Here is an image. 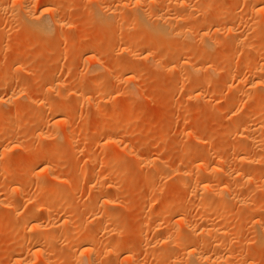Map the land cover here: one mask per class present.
Here are the masks:
<instances>
[{
	"label": "rangeland",
	"instance_id": "374dc122",
	"mask_svg": "<svg viewBox=\"0 0 264 264\" xmlns=\"http://www.w3.org/2000/svg\"><path fill=\"white\" fill-rule=\"evenodd\" d=\"M254 2L0 0V124H8L0 133V176H13L1 186L0 199L3 205L13 202L15 207L0 206V264H15L16 259L24 261L22 264H80L76 258L81 253V242L64 239L62 230H56L57 220L52 221L55 228L49 227L48 213L35 204L44 192L37 177L32 178L34 173L53 180L62 174L64 180H51L52 185L66 191L75 187L71 201L68 194L57 202V210L51 211L55 217L64 212L70 201L80 212L78 216L83 214L82 220H93L95 213H101L92 210L99 193L111 190V197L119 198L110 209L116 213L112 223L122 228L120 234L112 236L102 228L100 232L97 223L90 228L95 239H101L92 243L95 253L102 256L115 243L118 246L105 255L107 258L103 257L102 264H177L190 242L178 239L177 244L166 246L167 234L180 226L188 231L196 226L198 234L199 227L210 223L209 228L219 227L218 230L230 231L231 235L238 229L234 238L227 234L232 238L226 237L213 251H205L213 259L217 255L220 262L214 259L215 264L223 261L220 255L230 241L236 244L231 248L235 255L230 264H264V248L255 243L256 230L261 222L264 226V85L261 88L251 84L259 73L264 81V36H252L253 40L254 30L250 35L247 32L250 26H263L264 19L251 7ZM46 8L54 9L58 26L53 25L39 39L32 31L26 32L32 22L29 14L39 16L43 11L46 19L55 21L54 14L44 13ZM164 19L173 29L187 27L191 37L185 40L172 34L166 37L169 40H161L158 31L153 30L157 23L164 24ZM245 31L246 38L239 35ZM81 38L86 39L84 46L78 44ZM35 40L40 43L27 52L26 48ZM188 41L191 46H185ZM216 48H221L220 53L214 55ZM169 52L181 58L188 56L189 61L170 60L165 57ZM146 54L154 56V60L145 58ZM60 69L70 72L56 75ZM238 79L244 82L240 88L236 84ZM74 91L78 94L74 95ZM56 105H65L68 111L57 120L52 118ZM253 117L258 120L256 123ZM70 118L72 122H61L55 127L58 120ZM173 124L178 129L169 133L167 129ZM247 126L251 127L248 134ZM42 129L49 131L50 137L43 139L47 147L35 154L24 151L19 144L25 142V150L29 151L30 141L38 138ZM69 134H77V140L68 139ZM245 135L255 139L248 140ZM197 152L202 154L198 156ZM189 156L194 158L182 161ZM42 158L53 160L54 168L45 171V166H36ZM214 169L220 177L211 179L210 192H217H213L217 201L221 198L217 202L223 208L220 213L215 211L216 202L213 209L201 205L207 190L202 189L207 183L195 175L198 170L215 175ZM190 172L192 179L188 177ZM183 175L186 185L177 184L174 177ZM112 185L116 186L113 192ZM32 209L42 218L41 224L46 222L42 229L46 230L50 244H44L46 249L40 248L44 255H34L31 237L25 236L26 229L21 228ZM203 236L194 235L198 247L203 248L202 239L214 240V236L208 235V240L207 234ZM19 245L23 250L11 252Z\"/></svg>",
	"mask_w": 264,
	"mask_h": 264
},
{
	"label": "bare ground",
	"instance_id": "6f19581e",
	"mask_svg": "<svg viewBox=\"0 0 264 264\" xmlns=\"http://www.w3.org/2000/svg\"><path fill=\"white\" fill-rule=\"evenodd\" d=\"M250 1H253V0H250ZM169 2V1H168ZM142 3V2H141ZM99 4V3H98ZM141 5V4H140ZM252 5V4H251ZM27 7V6H26ZM251 7H253V9H254V11H256V12H258V15L260 16V18H262V19H264V0H255V2H254V4H253V6H251ZM29 8V7H28ZM29 10V9H28ZM54 9H52V8H46V9H44V13L46 14H49V13H52V11H53ZM137 10V9H136ZM54 12V11H53ZM30 13V12H29ZM138 13V12H137ZM145 13V12H144ZM54 13H52V15H53ZM56 14V13H55ZM51 15L53 18L54 17H56L57 16V14L56 15ZM59 14V13H58ZM187 14H189L188 12H187ZM257 14V13H256ZM30 15V19L29 20H31L32 22H31V27H30V29L29 28H27L28 30H26V32H30V31H32V33L31 34H35V35H37V37H39V39L41 38L40 36H42L44 33H47L46 31L47 30H49L50 31V29H52L54 26L55 27H57L58 26V22L56 21V18H54L53 20H55V21H49L48 19H46L47 17H44L45 15L43 14V11H42V14H40L39 16H36L35 14H29ZM28 15V16H29ZM32 15V16H31ZM190 15V14H189ZM257 15V16H258ZM162 16V15H161ZM29 18V17H28ZM27 18V19H28ZM143 18V17H142ZM160 18V17H159ZM177 18H179V17H177ZM177 18H175V20L177 19ZM145 19H147V18H145ZM161 19V18H160ZM163 19V18H162ZM161 19V20H162ZM166 19V18H165ZM164 19V20H165ZM159 20V19H158ZM170 22L171 21H174V19H171V18H169L168 19ZM168 20H165L164 22L166 23V21L168 22ZM181 20V16H180V18H179V21ZM26 22V21H25ZM135 22V21H134ZM142 22H144V21H142ZM158 22H160V20L158 21ZM156 23H157V21H156ZM163 22H161V24H162ZM158 24L157 23V25H156V27H154L156 30H153V32L154 31H158L157 33L159 34V37H160V39L162 40H164V39H166V40H169V39H167L169 36H172V34H173V36H174V34L176 35V37H177V35L179 34V35H181L184 39L185 38H189V37H191L190 36V32L188 31V28L186 27H181V29H173V27H171V25L169 24V22L168 23H166V24ZM28 24V23H27ZM261 24V23H260ZM264 24V23H263ZM54 25V26H53ZM61 25H62V23H61ZM143 25V24H142ZM150 25V24H149ZM159 25H161V26H159ZM170 25V26H169ZM71 26V25H70ZM168 26H169V28H168ZM255 26V25H254ZM253 26V27H254ZM257 26V25H256ZM264 26V25H263ZM263 26H259V28L258 29H253V27H251L250 26V28L249 29H247V30H249L250 32H251V30L253 31V33L251 32H249V31H247L248 33H249V35L250 34H253V35H251V37L253 36V37H257L258 39H261L260 37H262V36H264V30L262 29V27ZM172 28V29H171ZM252 28V29H251ZM255 28V27H254ZM75 29V28H74ZM232 29V28H231ZM152 30V29H151ZM150 30V31H151ZM245 30V29H244ZM49 33V32H48ZM240 33V32H239ZM247 33V34H248ZM30 34V35H31ZM210 34V33H209ZM216 34V33H215ZM242 34H244V35H242ZM242 34H239L240 36H245V38H246V31H245V33L243 32ZM248 35V36H249ZM25 36H27L26 34L25 35H21V37L18 39V42L19 41H21L23 38H25ZM34 36V35H33ZM48 36V35H47ZM64 36V35H63ZM156 36V35H155ZM216 36V35H215ZM66 37V36H65ZM71 37V36H70ZM76 37V36H75ZM167 37V38H166ZM252 37V38H253ZM181 38V37H180ZM195 38V37H194ZM206 38V37H205ZM242 38V37H241ZM240 38V39H241ZM70 39H72V38H70ZM191 39V38H190ZM239 39V38H238ZM238 39H237V41H238ZM68 40V39H67ZM86 40V39H85ZM84 39H80L79 40V42H78V44L79 45H85V44H87V42L85 41ZM165 40V41H166ZM186 40V39H185ZM192 40V39H191ZM194 40V39H193ZM242 40V39H241ZM244 40V39H243ZM253 40H254V38H253ZM256 40V39H255ZM69 41V40H68ZM181 41H182V39H181ZM160 42V41H159ZM168 42V41H167ZM169 42H171V41H169ZM240 42V41H239ZM243 42V41H242ZM40 43V41L39 40H35V42H33V44L32 45H29L27 48H26V51L28 52V51H32V50H34L37 46H38V44ZM170 44V43H169ZM183 45H184V40H183V43H182ZM191 46L192 45V43H191V41H188V42H186V44H185V46ZM238 45V44H237ZM82 46V47H83ZM243 46V45H242ZM253 47V46H252ZM205 48V47H204ZM246 47H244V49H245ZM252 49V51H253V49L254 48H251V47H247V49L248 50H250V49ZM171 49V48H170ZM217 49V48H216ZM219 49H221V48H218L217 50H215V53H214V55L215 54H219L220 53V50ZM248 50H246V51H248ZM206 51V50H205ZM208 51V50H207ZM251 52V51H250ZM249 52V53H250ZM146 53V52H145ZM205 53V52H204ZM136 54V53H135ZM142 54V53H141ZM144 54V53H143ZM206 54V53H205ZM251 54V53H250ZM247 55H249V54H247ZM180 56V55H179ZM177 54H175L174 52H169V53H167L166 55H165V57L166 58H168V59H170V60H174V59H177L178 58V60H180V61H182L183 63H187L189 60H188V56H187V58H186V56L185 57H179ZM245 57H246V55H244ZM242 57V56H241ZM145 58H147V59H153L154 60V56H151V55H149V54H146L145 55ZM179 58H181V59H179ZM249 58V57H248ZM61 59V58H60ZM241 61V60H240ZM154 62V61H153ZM242 62V61H241ZM244 65H246L245 63H243ZM242 64V65H243ZM154 65H156L155 64V62H154ZM236 65V64H235ZM241 65V66H242ZM243 65V66H244ZM157 66V65H156ZM247 67H249L250 68V65L248 66L247 65ZM97 68V67H96ZM243 68V67H242ZM246 68V67H245ZM244 68V70L246 71V69ZM263 69V68H262ZM96 70V69H95ZM238 68H237V72H238ZM243 70V69H242ZM248 70V69H247ZM251 70V68L249 69V71ZM67 71V70H66ZM66 71L63 69H60L59 71H57V73H56V75H64V74H68L69 72L67 71V73H66ZM199 71H201V70H199ZM240 71V70H239ZM254 71H256V73H257V71L258 70H255L254 69ZM260 71V70H259ZM220 73V72H219ZM240 73V72H239ZM239 73H237V76H238V74ZM246 73V72H245ZM264 73V72H263ZM242 74V73H241ZM243 74H244V71H243ZM242 74V75H243ZM260 74V76H263V75H261V73H259ZM74 75V74H73ZM219 75V74H218ZM257 75H258V73H257ZM55 76V75H54ZM240 77H241V75H239ZM243 76H245V75H243ZM250 76V75H249ZM253 76V75H252ZM257 77V79H253V81H252V83L251 84H253V85H258V86H262V85H264V81H261L262 80V77ZM57 77V76H56ZM239 77V78H240ZM247 77V76H246ZM55 79V78H54ZM84 79V78H83ZM243 80V79H242ZM241 79H238V82H236V84L238 83V86L237 87H242L243 85H244V82L242 81ZM245 80V79H244ZM252 85V86H253ZM255 87V86H254ZM264 87V86H263ZM262 88V87H261ZM242 89V88H241ZM78 90V89H77ZM97 90H98V88H97ZM262 90V89H261ZM74 95H76V94H78V93H76V91H74ZM21 95V94H20ZM20 95H19V97H20ZM23 97V96H22ZM89 101V100H88ZM59 105V104H58ZM61 105V104H60ZM67 105V104H66ZM9 106V105H8ZM65 106V105H64ZM64 106H57L56 105V107H53V109H52V118H55L56 120L57 119H59L60 117H62L64 114H65V111H66V107H64ZM67 107H68V109H69V106L67 105ZM253 107V106H252ZM248 109V108H247ZM66 112H68V111H66ZM238 113V112H237ZM165 114H166V112H165ZM245 114V112H243V115ZM246 115V114H245ZM260 116V115H259ZM247 117H250V115L248 116L247 115ZM256 117V116H255ZM255 117H253V122H257L258 120L257 119H254ZM69 118V117H68ZM240 118H242L241 116H240ZM251 118V117H250ZM250 118H247V120H246V122L248 123L249 121L248 120H250ZM9 119V118H8ZM245 119V118H244ZM260 119H261V117H260ZM259 119V120H260ZM10 120V119H9ZM42 120V119H41ZM40 120V121H41ZM44 120V119H43ZM71 120H73L72 118H70V120L68 119V120H58L54 125H55V127H56V125L58 126V124L59 123H63V125H66V124H68ZM243 120V119H242ZM262 120H263V118H262ZM252 121V120H251ZM11 122V121H10ZM37 123H38V121H36ZM72 122V121H71ZM244 122H245V120H244ZM260 122V121H259ZM249 124V123H248ZM260 124V123H259ZM263 125V124H262ZM249 126H250V124H249ZM249 126H247V133L246 134H248V130H250L251 131V129H248V128H251V127H249ZM254 126H255V124H254ZM258 126V125H257ZM7 127H8V124H7V122L5 121V123H2V124H0V133H3L6 129H7ZM245 127V126H244ZM53 128V127H52ZM58 128V127H57ZM256 128V127H255ZM255 128H254V130H255ZM263 128V127H262ZM82 129V128H81ZM80 129V130H81ZM177 129H178V125L177 124H173V125H171L167 130H168V132L169 133H173V132H175V131H177ZM244 131V130H243ZM249 131V132H250ZM259 131V130H258ZM55 132V131H54ZM60 132V131H59ZM82 132V131H81ZM194 132V131H193ZM255 132V131H254ZM263 132H264V129H263ZM262 132V133H263ZM39 134H38V138H36V139H33L32 141H30V143H32V147H31V149L29 150V151H27V150H25L26 148H27V145H26V143L25 142H22L21 144H19L20 146H22V148H24L23 150L24 151H26V152H28L29 154H32V153H38V152H40V151H42V150H44L46 147H47V145L48 144H46L45 142H44V137L46 138L47 136L48 137H50V135H49V131L47 130H41L40 132H38ZM253 132H251L250 134H252ZM52 134V133H51ZM55 134V133H54ZM75 134V133H74ZM74 134H69V136H70V138H68V139H70V140H77V134L76 135H74ZM250 134H249V136H250ZM253 135H255V134H253ZM52 136V135H51ZM56 136H58V135H56ZM68 136V137H69ZM246 136V135H245ZM248 136V137H249ZM252 136V135H251ZM263 136H264V133H263ZM47 137V138H48ZM257 137V136H256ZM57 138V137H56ZM245 138H247V136L245 137ZM252 138H254L255 139V137H252ZM252 138L250 139V137L249 138H247L248 140H252ZM246 139V140H247ZM253 139V140H254ZM257 139V138H256ZM24 140V139H23ZM115 142V141H114ZM249 142V141H248ZM190 141H189V143H187V144H189L190 145ZM193 143V142H192ZM253 143H254V141H253ZM247 144V143H246ZM245 144V145H246ZM245 145H244V147H245ZM126 149V148H125ZM203 150H204V148H203ZM74 151V150H73ZM143 151V150H142ZM23 152V151H22ZM196 152V151H195ZM200 152H202V151H200ZM204 152V151H203ZM202 152V153H203ZM202 153H199V152H197V154L196 155H200V154H202ZM74 154V153H73ZM75 154H78V153H76L75 152ZM194 154V153H193ZM116 155V154H115ZM191 155V154H190ZM195 155V154H194ZM208 155V154H207ZM210 155V154H209ZM139 157L141 156V155H138ZM197 156V157H198ZM204 156V155H203ZM40 157V156H39ZM138 157V158H139ZM142 158V157H141ZM194 157L193 156H189V157H187V158H185V159H183L182 161L184 162V161H187V160H192ZM73 159H74V157H73ZM218 159V158H217ZM219 160V159H218ZM65 162V161H64ZM63 163V162H62ZM37 165L36 166H45L44 167V170L46 171V170H49V169H52V168H54V166H55V164H54V161L53 160H50V159H46V158H42V159H39L38 161H37V163H36ZM57 167V166H56ZM170 170V169H169ZM87 171V170H86ZM86 171L85 172H82L81 173V176L82 177H85V175H86ZM173 171V170H172ZM221 171V170H220ZM81 172V171H80ZM174 172V171H173ZM177 172H178V170H177ZM184 171H182L181 173H183ZM216 172H217V169H214V172H212V173H215V175H210L209 173H207L208 175H206V173H205V171H197V174H195V175H197V177H199V178H203V179H205V181L204 182H206L207 184L205 185L204 184V186H203V189L202 190H204V189H207L208 190V194L206 195V193H207V190H204V191H206L203 195V198L201 199V201H200V203H201V205H203V206H205V207H210L211 206V208H212V205H214V203L216 202H219V200L221 199H219L218 201L216 200V193L214 194L213 192L211 193L210 191V186H211V179H214L216 176H217V174H216ZM175 173V172H174ZM174 173H172V174H174ZM211 173V172H210ZM211 173V174H212ZM23 174V173H22ZM35 174V176L34 177H32V178H36L37 179V184L39 185V187H40V189H43V191L42 192H44L43 194H42V196L39 198V199H37L36 201H34L35 202V204L42 210V212L43 211H46L48 214H47V220L46 221H51V225L49 226V227H51L52 226V221L54 222V221H56L57 220V225H55L56 226V230L57 229H60V230H62V232H63V234H64V239L66 238V240L67 241H80L81 243H78V245L80 244V248H81V253H80V256L78 255L77 256V258L76 259H78L77 261H78V263H80V264H102L101 263V261H103V257L105 256V255H109V253H111V251H113V250H115V249H117V247L118 246H116V243L114 244V245H112V247H111V249L112 250H108V251H105L104 252V254L101 256L99 253H95L94 252V247H92V248H94L93 250L91 249V246H92V243H96L97 241H100L101 239H95V237L93 236V231L91 232V230L93 229L92 228V225H94V224H96L97 223V225L99 226V228H97L98 229V231H99V229L100 228H102V229H104V230H107L108 231V233L109 234H111L112 236H116V234H114L113 235V233H117V235H118V233L119 232H121V230L119 231V228L120 229H122L121 227H119L118 228V226H114L113 225V223H112V220L114 219L115 220V216H116V213H114V212H112V209H110V208H114L113 207V205H115V203H117V202H119V198L118 199H116V198H113V197H111V194L109 193L111 190H109V192H107L106 193V191H100L101 193H99L96 197H97V199L96 200H94V201H96L95 202V206H94V208L92 209V208H90V209H92V210H94L95 209V211H100L101 213H100V215H97L96 213L94 214L95 215V217L94 218H92L91 216V218L93 219V220H90V219H87V217H84V219L82 220V215L81 216H78L79 214H80V212H78V209H77V207H75V204H74V202H73V206L70 204V203H72V202H70L71 201V199L70 198H72V194H73V190H74V186H73V190H72V187L69 189L68 188V191H66V190H63L62 188H60L59 186H55L56 184H54L53 183V185H52V183H51V180H53V179H48V178H42V175L41 174H39V173H34ZM165 174V173H164ZM176 174V173H175ZM180 174V173H179ZM184 174V173H183ZM186 174V173H185ZM184 174V175H185ZM188 174V173H187ZM190 174H191V172H190ZM190 174H188V177H190V179H192V174L190 175ZM19 175V174H18ZM24 175V174H23ZM54 175V174H53ZM184 175L183 176H181L180 178L178 177V178H175L174 177V180H176L175 182L178 184V182L179 183H182L183 185H186V184H184V182H182V181H184L185 180V177H184ZM218 175H220L219 173H218ZM172 176V175H171ZM1 178H0V196H2L1 194H2V187H3V185H4V183H8L9 181L8 180H12V177H11V175L10 176H0ZM218 177V176H217ZM220 177V176H219ZM218 177V178H219ZM31 178V177H30ZM57 181L59 180V181H61V180H64L63 179V176H62V174L61 175H58L57 177ZM56 178L54 179V180H56ZM65 178V177H64ZM80 178V177H79ZM210 178V179H209ZM35 179V180H36ZM241 179V178H240ZM53 180V181H54ZM189 180V179H188ZM215 180H217V179H215ZM239 180V179H238ZM237 180V181H238ZM245 180V179H244ZM246 180H251V179H246ZM33 181V180H32ZM52 181V182H53ZM69 181V180H68ZM96 181V180H95ZM173 181V179L171 180V182ZM186 181V180H185ZM194 181V180H193ZM231 181V180H230ZM242 181V180H241ZM174 182V183H175ZM187 182V181H186ZM190 182V181H189ZM228 182H229V180H228ZM238 182H240V181H238ZM247 182V181H246ZM264 182V181H263ZM51 183V184H50ZM71 183V182H70ZM106 183V182H105ZM215 183H217L216 181H215ZM248 183V182H247ZM246 183V184H247ZM32 184V183H31ZM35 184H36V182H35ZM111 184V183H110ZM151 184V183H150ZM198 184V183H197ZM239 184V183H238ZM244 186L243 187H245L246 185L244 184V182L242 183ZM261 184V183H260ZM263 184V183H262ZM37 185V186H38ZM90 185V184H89ZM117 185V184H116ZM192 185V184H191ZM230 185V184H229ZM2 186V187H1ZM107 186V185H106ZM113 187H112V192L114 191L113 189H114V187H116V186H114V185H112ZM202 186V185H201ZM235 186V185H234ZM240 186V185H239ZM93 187H95V186H93ZM109 187H111V185L109 186ZM108 186H107V188H109ZM151 187V186H150ZM194 187V186H193ZM226 187V186H225ZM98 187H96V189H97ZM100 188L102 189V185L100 186ZM155 188V187H154ZM190 188V187H189ZM198 188V187H197ZM213 188V187H212ZM211 188V189H212ZM111 189V188H110ZM159 189V188H158ZM163 189V188H162ZM151 190H152V188H151ZM213 190V189H212ZM71 191V192H70ZM152 191H154V190H152ZM195 191V190H194ZM221 191V190H220ZM223 191V190H222ZM229 191V190H228ZM99 192V191H98ZM116 192V191H115ZM122 192V191H121ZM196 192V191H195ZM210 192V193H209ZM70 195L71 197H68L69 198V200L70 201H68V202H66L65 200H64V202H66V203H68L67 204V208L64 210V212L62 213V211H63V209H62V211L60 212V213H62L61 215H58L57 217H55L54 215H56V214H51V211H53V210H57L56 208H57V206H59V205H57V202H59V200H61V198H63V197H66L65 195ZM226 194V193H225ZM229 194V193H228ZM75 195V194H74ZM77 195V194H76ZM117 195V194H116ZM218 195H219V193H218ZM254 195H255V193H254ZM12 196V195H11ZM37 196V195H36ZM155 196V195H154ZM226 196V195H225ZM74 197V196H73ZM95 197V196H94ZM118 197V196H117ZM200 197V196H199ZM218 197V196H217ZM2 198V197H1ZM123 199H124V197H122ZM116 199V200H115ZM33 200V199H32ZM158 200V199H157ZM225 200V199H224ZM76 201V200H75ZM123 201V200H122ZM225 201H227V200H225ZM11 202V201H10ZM87 202V201H86ZM15 203V202H14ZM63 202H61V204H62ZM92 203V202H91ZM90 203V205H92ZM2 204V201H1V199H0V206H2L1 205ZM8 205H10V206H12L13 207V209H15V207H14V205H13V202H11V203H7ZM7 204H5L4 203V205H7ZM59 204V203H58ZM64 204V203H63ZM218 204H221V203H217L216 205H218ZM222 204H223V201H222ZM3 205V206H4ZM81 205V204H80ZM169 205V204H168ZM170 205H172V204H170ZM169 205V206H170ZM216 205H214L215 207H216ZM223 205H225V204H223ZM62 206V205H61ZM66 206V205H65ZM93 206V205H92ZM166 206H167V203H166ZM168 206V207H169ZM214 206H213V208H214ZM226 206V205H225ZM225 206H223V207H225ZM11 207V208H12ZM62 207H64V206H62ZM88 207H90V206H88ZM87 207V208H88ZM218 207V208H217ZM216 208H215V211L216 212H218L219 211V213H220V211H222L221 209H223L222 207L220 208V205H218ZM59 208V207H58ZM65 208V207H64ZM74 208H76V209H74ZM78 208H80V207H78ZM212 208V209H213ZM226 208V207H225ZM59 210H61V209H59ZM58 210V211H59ZM58 211H55V212H58ZM86 211L88 212V211H91V210H87L86 209ZM94 211V212H95ZM262 211V210H261ZM54 212V211H53ZM75 212H77V217H75ZM227 212V211H226ZM99 213V212H98ZM208 213V212H207ZM212 213H214V212H212ZM211 213V214H212ZM224 213V212H223ZM28 214H29V216L27 217H25L26 218V221L24 220L23 222H24V225H25V227L24 226H22L21 228L22 229H26V230H23L24 231V235L26 236V234H27V236H28V234L30 235V237H31V240H32V245L34 246L33 247V249H35V251H34V255L35 256H38V255H40V254H42V255H44L43 254V252H42V250L41 249H46V248H44V244L46 243H48V244H50L49 243V240H48V234H45L46 232V230H43L44 228H46V226H45V223L46 222H44V220H43V225L41 224V217L40 216H38L37 215V213L32 209V211H29L28 212ZM179 214V213H178ZM210 214V213H209ZM85 215V214H84ZM86 215H87V213H86ZM93 215V216H94ZM118 215V214H117ZM173 215V214H172ZM222 215V214H221ZM225 215V214H224ZM161 216V215H160ZM204 216V215H203ZM79 217H81L80 219H79ZM88 217H89V215H88ZM172 217H174V215L172 216ZM181 217V216H180ZM28 218V219H27ZM86 218V219H85ZM116 218H117V216H116ZM162 218V217H161ZM164 219V218H163ZM171 219V218H170ZM199 220V219H198ZM22 222V223H23ZM48 222V223H49ZM114 222V221H113ZM258 224H259V222H257ZM262 223V222H261ZM261 223H260V225H259V229H257L256 230V232H257V235H258V237H257V242H255V243H258V244H262V247L264 248V226H261ZM55 224V223H54ZM115 224V223H114ZM117 224V223H116ZM207 224V223H206ZM209 224V223H208ZM207 224V225H208ZM211 224V223H210ZM209 224V225H210ZM49 225V224H48ZM112 225V226H111ZM120 225H121V223H120ZM175 225V224H174ZM206 225V226H207ZM209 225L207 226V227H199V228H201L200 230V232H199V230H198V234H197V230L195 229V227L196 226H194L191 230H184V229H181V226L180 225H177V226H180V228L178 227V228H176V229H174V228H172L173 229V231H171V233L170 234H167L168 236H166L165 237V239H164V243L166 244V246H171L173 243L174 244H177V243H175L178 239L179 240H181L182 242H186L187 241V244L190 242V244L187 246V248H185L186 249V251L184 250V253H183V255H185V256H182L183 258H182V260H179V259H181V258H178V260L180 261V263H179V261L178 260H176V262H178L177 264H205V263H207V264H215V262H214V259L216 260V261H218L217 263H219L220 261L219 260H217V258H216V256H214L215 258L213 259V257H211L210 255H208L205 251L206 250H210V251H213V249L217 246L218 247V245L219 244H221L222 242H224L222 239H224V238H226V237H228L227 236V234H230L231 235V233L232 232H227L226 233V230H225V232H224V230L222 231V230H218V228L219 227H216L217 229H215V228H213V226H210V227H212V228H209ZM256 225V224H255ZM263 225V224H262ZM42 226L44 227L43 229H42ZM96 226V225H95ZM204 226V225H203ZM261 226V227H260ZM20 227V226H19ZM53 227V226H52ZM176 227V226H175ZM188 227V226H187ZM192 227V226H191ZM190 227V228H191ZM215 227V226H214ZM53 228H55V227H53ZM90 228H91V230H90ZM96 228H95V230H96ZM185 228V227H184ZM196 228H198V227H196ZM20 229V228H19ZM28 229V230H27ZM49 229V228H48ZM222 229V228H221ZM234 229H236V228H234ZM233 229V230H234ZM53 230V229H52ZM60 230H57V231H59L60 232ZM238 230V229H237ZM237 230H235V232L234 233H236L237 232ZM254 230V229H253ZM123 231V230H122ZM186 231H188V232H186ZM45 232V233H44ZM61 232V233H62ZM100 232H101V229H100ZM170 232V231H169ZM168 232V233H169ZM239 232V231H238ZM10 233V232H9ZM48 233V232H47ZM105 233V232H104ZM201 233V234H200ZM233 233V234H234ZM97 234H99V233H97ZM102 234V233H101ZM109 234H107V235H109ZM120 234V233H119ZM123 234V233H122ZM204 234V236L203 237H205V235L207 234V236H206V238H207V240L209 239L208 237L209 236H212V238H213V236H214V240H211V241H206V239H205V241L202 239V241L203 242H200V246L201 245H203V248H202V246L201 247H198V243H195L194 241V239H196V237L194 238V235L195 236H197L198 235V237H199V235H203ZM233 234L231 235V236H233ZM17 235V234H16ZM20 235V234H19ZM100 235V234H99ZM209 235V236H208ZM229 235V236H230ZM236 234H234V236H235ZM255 235V234H254ZM24 236V237H25ZM230 236V237H231ZM234 236H233V238H234ZM104 237V236H103ZM230 237H228V240H229V238ZM240 237V236H239ZM102 238V237H101ZM163 238V237H162ZM211 238V239H212ZM232 238V237H231ZM230 238V239H231ZM50 239V238H49ZM104 239H105V237H104ZM200 239V238H199ZM198 239V240H199ZM97 240V241H96ZM178 240V241H179ZM232 240H235V239H232ZM48 241V242H47ZM96 241V242H95ZM163 241V240H162ZM162 241H160V243L162 242ZM199 241H201V240H199ZM253 241V240H252ZM55 242V241H54ZM180 242V241H179ZM237 242V241H236ZM34 243V244H33ZM53 243V241L51 242V244ZM98 243V242H97ZM159 243V244H160ZM202 243V244H201ZM225 243H226V241H225ZM224 243V244H225ZM238 243V242H237ZM254 243V242H253ZM47 244V245H48ZM193 244H195V245H193ZM234 244H235V242L233 241H230V243H227V244H225V246H226V249H224L225 251L220 255L221 257L220 258H222V260L223 261H221V264H230V262L232 261V259H233V252H234V250H233V252H232V247L234 246ZM26 245V244H25ZM24 245V246H25ZM163 245V244H162ZM236 245V244H235ZM150 246V245H149ZM173 246V245H172ZM175 246V245H174ZM224 246V247H225ZM46 247V246H45ZM230 247V248H229ZM29 248V247H28ZM41 248V249H40ZM213 248V249H212ZM221 248V247H220ZM21 249L23 250V246L21 245H19V246H14L12 249H11V252H15V251H21ZM167 249V248H166ZM229 249V251H227ZM260 249V248H259ZM106 250V249H105ZM44 251V250H43ZM54 251V250H53ZM219 252H221V251H219ZM46 253V252H45ZM51 253V252H50ZM54 253V252H53ZM76 253V252H75ZM74 253V254H75ZM128 253V252H127ZM131 253V252H130ZM133 253V252H132ZM218 253V252H217ZM77 254V253H76ZM165 254V253H164ZM129 255H131V254H129ZM129 255H127V256H129ZM162 255V254H161ZM235 255V254H234ZM48 256V255H47ZM76 256V255H75ZM107 256H105L106 258H107ZM163 256V255H162ZM164 256H166V255H164ZM159 257V256H158ZM218 257H219V254H218ZM106 258H104V259H106ZM129 258V257H128ZM127 258V259H128ZM220 258H218V259H220ZM235 259H236V256L234 257ZM241 258V257H240ZM255 258V255L254 256H252V258L251 259H254ZM131 259V258H130ZM163 259V258H162ZM177 259V258H176ZM234 260V259H233ZM48 263L49 262H51L50 260L48 261V260H46ZM243 261H244V259H243ZM24 261H22L21 262V260L19 261V260H15V264H22ZM223 262V263H222ZM47 264V263H46ZM51 264V263H50ZM52 264H53V262H52ZM56 264V263H55ZM121 264V263H120ZM126 264V263H125ZM175 264V263H174ZM232 264V263H231Z\"/></svg>",
	"mask_w": 264,
	"mask_h": 264
}]
</instances>
